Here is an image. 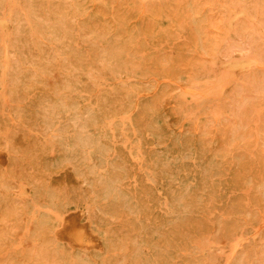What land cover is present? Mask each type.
<instances>
[{"label":"rangeland","instance_id":"rangeland-1","mask_svg":"<svg viewBox=\"0 0 264 264\" xmlns=\"http://www.w3.org/2000/svg\"><path fill=\"white\" fill-rule=\"evenodd\" d=\"M0 17V264H264V0Z\"/></svg>","mask_w":264,"mask_h":264},{"label":"bare ground","instance_id":"bare-ground-1","mask_svg":"<svg viewBox=\"0 0 264 264\" xmlns=\"http://www.w3.org/2000/svg\"><path fill=\"white\" fill-rule=\"evenodd\" d=\"M0 28L5 32L10 28V23L4 17H0ZM5 160H6L5 154L3 152H0V163L5 162ZM63 222L64 225L63 227H61L62 229L59 231V236L62 239L67 240L71 244L79 245V246L100 245L99 239L96 237L95 233L92 231L88 223H86L87 221L86 222L82 221L81 212L71 213L70 215L64 218Z\"/></svg>","mask_w":264,"mask_h":264}]
</instances>
